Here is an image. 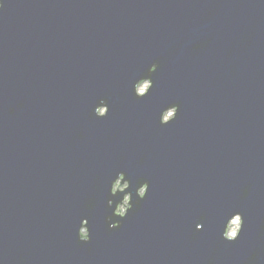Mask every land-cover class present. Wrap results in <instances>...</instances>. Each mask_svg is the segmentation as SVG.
Instances as JSON below:
<instances>
[{
	"label": "water",
	"instance_id": "1",
	"mask_svg": "<svg viewBox=\"0 0 264 264\" xmlns=\"http://www.w3.org/2000/svg\"><path fill=\"white\" fill-rule=\"evenodd\" d=\"M0 4V264H264V0Z\"/></svg>",
	"mask_w": 264,
	"mask_h": 264
},
{
	"label": "rangeland",
	"instance_id": "2",
	"mask_svg": "<svg viewBox=\"0 0 264 264\" xmlns=\"http://www.w3.org/2000/svg\"><path fill=\"white\" fill-rule=\"evenodd\" d=\"M147 86H148V83L147 82H143V83H141L138 86L137 91L138 92H143V91H145V89L147 88ZM171 115H172V111H168L164 115L163 118L164 119H168ZM119 209H120V212L124 211L123 205H120L119 206ZM239 224H240L239 218H237V217L233 218V220H231V222L229 223L230 226L227 229V235L228 236H234L237 233L238 229H239Z\"/></svg>",
	"mask_w": 264,
	"mask_h": 264
},
{
	"label": "clouds",
	"instance_id": "3",
	"mask_svg": "<svg viewBox=\"0 0 264 264\" xmlns=\"http://www.w3.org/2000/svg\"><path fill=\"white\" fill-rule=\"evenodd\" d=\"M0 7H2V4H0ZM144 195V191H143V189L141 190V196H143ZM125 200L127 201V197H125ZM81 236L82 237H85V234L83 233V232H81ZM86 238V237H85Z\"/></svg>",
	"mask_w": 264,
	"mask_h": 264
},
{
	"label": "bare ground",
	"instance_id": "4",
	"mask_svg": "<svg viewBox=\"0 0 264 264\" xmlns=\"http://www.w3.org/2000/svg\"><path fill=\"white\" fill-rule=\"evenodd\" d=\"M233 223V222H232Z\"/></svg>",
	"mask_w": 264,
	"mask_h": 264
}]
</instances>
